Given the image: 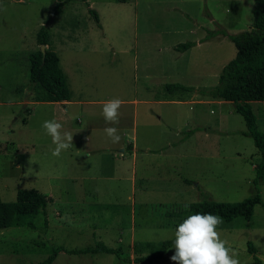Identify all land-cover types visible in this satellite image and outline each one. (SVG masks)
<instances>
[{
    "label": "rangeland",
    "instance_id": "rangeland-1",
    "mask_svg": "<svg viewBox=\"0 0 264 264\" xmlns=\"http://www.w3.org/2000/svg\"><path fill=\"white\" fill-rule=\"evenodd\" d=\"M56 1L0 0L1 198L15 202L19 190L35 189L52 199L47 215L35 219L34 229H0V264H37L54 248L75 251L95 248L99 242L119 250L120 257L61 252L53 264H136L134 259L174 239V229L191 204L207 199L238 203L255 195L261 154L254 140L243 135L247 130L243 116L230 103H201L209 100L206 93L219 85L224 67L237 54L233 42L221 36V31L232 35L249 31L253 0L70 3L48 28L74 103L66 107L40 86H33V99L38 103L30 106L34 112L29 118L25 106L15 103L33 88L29 56L41 49L37 35ZM91 10L98 14L99 22ZM209 31L218 32V38L200 49L185 53L172 49L200 41ZM169 85L186 90L168 91ZM114 98L124 104L120 109L128 142H134L138 113L140 149L174 144L168 158H154L155 166L164 163L169 167L167 175L172 176V182L154 181L156 169H145L139 159L138 177L147 174L148 180L138 181V191L145 193L138 192L135 204L127 200L129 187L107 190L103 202L98 203L89 195L92 189L87 182L64 183L58 178L72 175L66 157L70 150L78 149L84 157L93 147V141L87 142V130L103 117V102ZM137 100L185 104L136 105ZM252 109L264 132V104L252 103ZM51 119L63 125L62 131L73 134L72 147L58 157L52 155L55 145L42 128L43 122ZM144 119L163 127H179L182 134L167 135L163 140L147 137L141 130ZM189 130L194 133L190 135ZM259 190L264 202V183L259 184ZM217 231L240 264H257L249 244L264 264L262 205L254 207L249 220L243 216L232 221L222 218ZM173 253L172 248L165 261L153 264H172Z\"/></svg>",
    "mask_w": 264,
    "mask_h": 264
},
{
    "label": "trees",
    "instance_id": "trees-1",
    "mask_svg": "<svg viewBox=\"0 0 264 264\" xmlns=\"http://www.w3.org/2000/svg\"><path fill=\"white\" fill-rule=\"evenodd\" d=\"M121 1V0H119ZM255 7L252 19V28L239 34H229L226 30L221 35L233 42L237 49L235 59L230 61L220 75L219 85L206 94L213 99L232 103L236 111L241 114L246 122L247 130L243 135L254 140L256 148L261 154V159L256 166V180L254 181L255 195L238 203L215 202L207 199L200 203L191 204L189 210L183 214L180 222L187 216L196 213H211L232 221L243 216L248 220L253 214L256 205H262L259 184L264 183V132L257 125V118L252 109V103H264V0H253ZM70 2H80L88 5V0H57L48 14L45 24L37 35L39 46H48L45 56L38 50L29 56L30 83L40 86L55 102L69 101L71 92L65 74L60 66L58 54L50 46L49 24L59 16ZM95 20L99 22L98 14L91 10ZM218 35V32L209 31L205 40ZM196 46V43H185L176 47V50L185 52ZM184 89L180 85H169L168 89ZM50 198L35 189L19 190L15 202H4L0 194V229L12 227H29L34 229L35 219L43 214L47 215ZM179 222V223H180ZM173 241L164 242L157 251L134 259V263H160L166 260V255L173 247ZM61 252L69 254H114L120 257L119 250L99 242L95 248L66 251L58 247L43 262L37 264H53ZM249 252L254 255L257 264L261 261L255 256L257 251L249 244ZM132 262L131 259L127 260Z\"/></svg>",
    "mask_w": 264,
    "mask_h": 264
},
{
    "label": "crops",
    "instance_id": "crops-1",
    "mask_svg": "<svg viewBox=\"0 0 264 264\" xmlns=\"http://www.w3.org/2000/svg\"><path fill=\"white\" fill-rule=\"evenodd\" d=\"M70 3H73V2H70ZM69 4L66 5L63 12L65 11L66 8L69 7ZM211 32H215V31H211ZM207 35L204 38H202L200 41L192 42V43H196V46H194L193 48L185 52H188L192 49H200L204 44H209L211 42H214L218 38V35H215L214 37H211L209 40L206 41L205 38L207 37ZM52 42L53 41L50 38L49 47H51L54 50V48L52 47V44H53ZM177 46L179 45L172 46V49L175 50L176 52H181V51L176 50ZM34 87L31 89L29 88V90L27 89L28 95L25 98L19 99L15 103L16 106H25V110L27 111L29 118L33 116V112H34L33 108L31 109L30 106H35L38 103V102L36 103V101L33 99L34 94H35ZM166 89L168 91L176 90V89L169 90L168 87ZM184 90L186 89L184 88ZM208 99L209 100L205 102H201V103H204L206 105H222V104L229 103V102H225L222 100H216L213 98H208ZM135 102H136V105L139 103H142V104H145V103H154V104L171 103L172 104L174 103V105H184L185 104V102L182 103L181 101L163 102L160 100H153V101L137 100ZM60 103L68 107V106L73 105L74 102H72V96H71L69 101L60 102ZM76 103L81 104L82 102L78 101ZM260 104H264V103H260ZM119 111H120V115H119L118 124H107L103 117L101 118V120L91 124V126L87 130L89 133L87 136V142L93 141V147L91 149L86 150L85 153H83L84 157L81 156L82 152H79L78 149L70 150V153L67 154L66 157L69 156L70 158L69 160L70 167L68 169L72 175L58 177L62 179L64 183L68 180L75 181V182L80 181L81 183L87 182V184L92 189V191H88L89 195L92 196L91 198H93L94 201L97 200L98 203L103 202L104 197L106 196L107 190H110L113 188H121V187L130 188V192H129L130 195L128 196L127 200L131 201L133 204L136 203L138 192L140 194L145 193V190L144 192L138 191L137 189L138 181L148 180L147 174H145L144 177L142 175L141 177H138L137 165H138L140 158H141V162L142 163L144 162L143 167L145 169L147 170L150 168L156 169L155 170L156 175L154 176V179H153L154 181H159V182H172L173 181V179L171 178L172 176L167 175V173L170 171L169 167L164 163H158L155 166L156 159L154 158H157V156L168 158L170 153H173L172 150L174 149L173 148L174 144L173 143L167 144V145L164 144L162 146H158V148L156 149L150 146H146L143 149H140L138 146V132H139L138 113L136 114L135 119H134V135H135L134 142L133 143L128 142L129 136H128V131L126 130V121L124 117V112L121 111V109ZM25 123L27 122L24 121L23 125H25ZM106 127L118 128L119 134L121 136V140L118 144L111 143L109 138L106 136L104 132V129ZM141 130L144 132V135H146L147 137L149 135L152 138H157L159 140H163L167 135L175 134L179 136L180 133L182 134L181 129L179 127H176V128L175 127L170 128L169 126L163 127L162 125L156 122L150 123L146 121L145 119L143 121ZM188 133L192 135L194 131L189 130ZM141 150L143 151V153H141ZM144 157L146 158L149 157V158L144 160ZM147 161H149L148 164H147ZM64 183L62 186H65ZM64 192L66 194V191ZM50 201L52 202L51 198H50ZM133 227H132V230L134 229Z\"/></svg>",
    "mask_w": 264,
    "mask_h": 264
},
{
    "label": "clouds",
    "instance_id": "clouds-1",
    "mask_svg": "<svg viewBox=\"0 0 264 264\" xmlns=\"http://www.w3.org/2000/svg\"><path fill=\"white\" fill-rule=\"evenodd\" d=\"M122 104L119 98L103 102L102 116L107 124L119 123ZM42 128L55 145L53 156L58 157L72 147L73 134L62 131L63 125L56 119L44 121ZM104 132L111 143L120 142L118 128L106 127ZM221 223L222 218L211 213L192 214L178 223L174 229L172 264H240L236 254L227 246L228 241L217 231Z\"/></svg>",
    "mask_w": 264,
    "mask_h": 264
},
{
    "label": "water",
    "instance_id": "water-1",
    "mask_svg": "<svg viewBox=\"0 0 264 264\" xmlns=\"http://www.w3.org/2000/svg\"><path fill=\"white\" fill-rule=\"evenodd\" d=\"M46 49H47V46H41V49L40 51L43 53V55L45 56V53H46Z\"/></svg>",
    "mask_w": 264,
    "mask_h": 264
}]
</instances>
